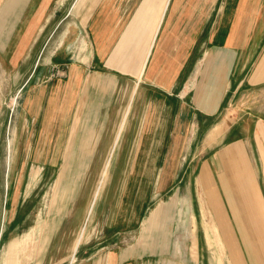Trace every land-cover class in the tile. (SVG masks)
<instances>
[{
  "label": "crops",
  "instance_id": "1",
  "mask_svg": "<svg viewBox=\"0 0 264 264\" xmlns=\"http://www.w3.org/2000/svg\"><path fill=\"white\" fill-rule=\"evenodd\" d=\"M25 1L33 18L28 36H12L11 57L35 58L37 82L23 93L11 195L26 199L54 177L51 221L62 236L95 213V225L110 219L95 264H156L172 248L167 214L185 168L183 202L195 216L193 184L203 244L195 238L192 255L178 244L176 254L187 264H264V0H87L45 63L59 10L84 0Z\"/></svg>",
  "mask_w": 264,
  "mask_h": 264
},
{
  "label": "rangeland",
  "instance_id": "2",
  "mask_svg": "<svg viewBox=\"0 0 264 264\" xmlns=\"http://www.w3.org/2000/svg\"><path fill=\"white\" fill-rule=\"evenodd\" d=\"M22 3L26 1L0 0V264H95L98 261L101 262L104 256V247L107 245L101 241L108 235L104 228L107 226L105 224H109L110 219H105L103 225L101 222L95 225L94 218L97 216L94 213L93 220L92 217L90 219L92 223H87L85 229H83L84 224H79L77 228L75 227V232L73 229L68 236H62L60 231L62 225L53 224L51 221L54 210L58 208L53 205L57 192L54 177L47 178L46 184L29 186L26 199H23V195L20 199L13 197L19 186H15L12 193V181L17 173L16 165L19 163L20 156H23L21 153L24 145L23 93L34 87L37 82L33 80L29 84L30 77L34 75L32 67L35 58L24 62V58H21L22 62L19 61L14 65L11 57L12 36H28V25L33 18L27 10L23 12ZM88 3L84 0L77 8L75 1H72L59 10V18L65 17L64 21L47 41L45 54L40 63H45L57 47V42L54 40L64 35L67 29L73 28V24L78 20H83ZM52 28L53 25H49L42 36H48ZM183 170L179 174L177 206L172 213L167 214L169 228L165 239L171 240L172 248L169 249L168 254L159 257L156 264H187L186 256L179 254V249L176 254L177 245L183 244L182 246L186 245L188 248L195 238L203 244V233L200 225L197 224L199 217L193 184L191 190L195 216L183 202L187 197L188 176L187 173L183 175ZM106 172V169L101 170L100 174L94 178L95 196L101 187L102 176H107ZM183 176L186 177L185 180L182 179ZM198 182L205 187L209 182L207 173H203ZM24 187L21 189L22 193ZM202 216L200 220L205 222L207 217L203 214ZM50 229H53L51 234ZM63 229L65 230V227ZM137 234L138 231L117 238L118 247L122 249L132 244ZM78 245L79 248H77ZM187 248L182 249V252H189L191 255L195 253L194 248L189 247V250Z\"/></svg>",
  "mask_w": 264,
  "mask_h": 264
}]
</instances>
